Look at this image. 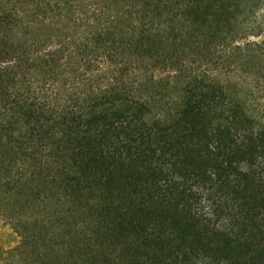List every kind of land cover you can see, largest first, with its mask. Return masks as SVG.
I'll return each mask as SVG.
<instances>
[{
	"label": "trees",
	"instance_id": "trees-1",
	"mask_svg": "<svg viewBox=\"0 0 264 264\" xmlns=\"http://www.w3.org/2000/svg\"><path fill=\"white\" fill-rule=\"evenodd\" d=\"M0 191L24 264H264V0H0Z\"/></svg>",
	"mask_w": 264,
	"mask_h": 264
},
{
	"label": "rangeland",
	"instance_id": "rangeland-1",
	"mask_svg": "<svg viewBox=\"0 0 264 264\" xmlns=\"http://www.w3.org/2000/svg\"><path fill=\"white\" fill-rule=\"evenodd\" d=\"M95 119V118H94ZM93 128V121L90 118L86 120L85 126L82 131H88ZM4 192V190H2ZM0 191V205L3 209L0 210V264H24V262L17 261V256L15 257L14 248H16L20 243V235L17 233L14 227V220L10 219V216L4 215L10 213L9 207L3 204V199L6 196ZM14 217H17L16 211L14 210Z\"/></svg>",
	"mask_w": 264,
	"mask_h": 264
}]
</instances>
